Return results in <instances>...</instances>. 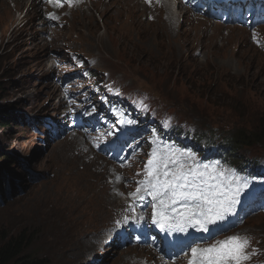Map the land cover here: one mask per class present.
<instances>
[{
	"label": "rangeland",
	"instance_id": "1",
	"mask_svg": "<svg viewBox=\"0 0 264 264\" xmlns=\"http://www.w3.org/2000/svg\"><path fill=\"white\" fill-rule=\"evenodd\" d=\"M115 1L99 0L95 3L96 9L88 5L83 10L73 11L70 25L57 31L51 42L50 37L42 33L44 27L38 0H23L26 7L18 13V5L7 0L8 7L17 13V19L8 20L0 27V117L4 115L9 119L6 126L0 122V241L4 244L23 236L27 240L23 244L24 254L40 264L86 262L85 255L95 249V240L110 218L109 205L113 203L102 180L100 187L106 190L108 203L98 214L92 215L90 208L81 206L73 207L71 215L69 209H62L61 201L50 197V190L45 188L48 185L57 188L60 184L59 173L49 168V161L54 146L62 145L67 139L52 138L45 127L31 128L24 124V119L37 112L40 121L43 116L50 115V109L57 103L60 94L57 77H63L68 71L55 66L52 52L60 53L59 58L67 61L65 50L68 47L84 51L86 58L93 56L98 70L109 71L129 90L142 91L138 103H147L150 112L155 111V103L160 110L203 131L219 124L216 131L225 133L228 116L235 118L245 130L259 129L260 125L263 128L264 52L250 42L247 30L237 29V34L231 31L228 36L230 29L225 25L215 24L221 26L220 30L215 25L197 23L190 30L187 17L181 20L180 26H173L164 15L162 19L166 24L162 21L153 24L157 22L150 20L134 0L130 7H121L119 0ZM30 5L32 11L28 10ZM107 7L115 9L114 12L105 14ZM177 15L174 19L180 21ZM2 21L0 19V23ZM199 25L204 30L199 29ZM155 28L161 36H156ZM169 38L174 41L170 42ZM217 73L229 74L232 78L219 80ZM145 93L150 94L154 102ZM130 97L127 93L118 101L126 108ZM73 139L66 145H74L72 153L78 155L77 148L83 147L80 139ZM93 142L97 158L88 162L89 158L82 155L79 171L88 168L92 171L95 162L105 156L99 151L100 145ZM5 155L8 163L1 161ZM260 156H264V146L257 145L237 150L235 162L239 164L246 157ZM38 191L43 200L33 205L39 213L32 217L28 209L22 211L21 208L25 200ZM246 227L264 237V213L250 216ZM133 255L130 249L110 250L94 264H134Z\"/></svg>",
	"mask_w": 264,
	"mask_h": 264
},
{
	"label": "snow or ice",
	"instance_id": "2",
	"mask_svg": "<svg viewBox=\"0 0 264 264\" xmlns=\"http://www.w3.org/2000/svg\"><path fill=\"white\" fill-rule=\"evenodd\" d=\"M185 159L194 161V154L173 150L158 154L154 149L145 178L139 184L154 201L152 219L161 230L184 233L193 228L210 233V226H218L234 213L250 181L242 180L234 170L226 174L218 167L219 162L200 166L194 162L187 164ZM142 188L137 187L130 195L143 201L145 197L139 195ZM129 219L136 217H125V222ZM116 223L119 225L120 221ZM249 243L248 237L235 234L207 247L188 245V264H242L251 258L246 251Z\"/></svg>",
	"mask_w": 264,
	"mask_h": 264
},
{
	"label": "bare ground",
	"instance_id": "3",
	"mask_svg": "<svg viewBox=\"0 0 264 264\" xmlns=\"http://www.w3.org/2000/svg\"><path fill=\"white\" fill-rule=\"evenodd\" d=\"M13 1L16 4L15 6L18 5L17 13H18L19 10H21L24 7H26V5L23 4V0H13ZM193 2H194V5H199V0H193ZM257 2H259V0H257ZM119 3L122 4L121 7H130L132 1L131 0L130 1H128V0H119ZM38 5H39V2H38ZM165 6H166V8H165L166 11H163L162 14L164 16H169L170 20H173L175 18L176 14L178 13V10L172 8L173 7L172 3H166ZM30 8H32V9L30 10ZM38 8L40 9V7H38ZM200 9H202V8H200ZM11 10L12 9H10L8 7L7 0H0V16H1L0 19L3 20L0 23V27L6 21L7 22L13 21V19H14V21H16L17 18L15 16H16L17 13H15L13 10L12 11ZM28 10L32 11L33 7L30 5ZM114 10L112 9V7H107L106 10H104V13L108 14L110 12H114ZM120 10H121V8H120ZM202 10H204V9H202ZM34 12H38V10H35ZM161 16L162 15L159 16V23L157 22V23H153V24H160V19H161L160 17ZM177 17L179 19L178 15H177ZM181 20H183V19L180 18V21ZM193 28H194V25L190 24V30H193ZM156 29H158V28H155L153 30L154 33L156 34V36H161L160 33H156V31H155ZM237 29L238 28H236V27L232 28L231 29L232 32L231 31L230 32L232 34H237V31H236ZM234 30L236 32H234ZM230 32H229L228 36L231 34ZM233 36H235V35H233ZM169 41L173 42L174 40L169 38ZM156 43H158V40L156 41ZM178 44H182V43L180 41H178ZM147 95L148 94L145 93V96H147ZM133 104L134 103H130L129 106H132ZM119 122H120V120L114 122V124L118 127L119 126ZM52 136H54V135H52ZM71 137H76V138H79V139L81 138V136L79 134L71 135ZM56 144H54V145H56ZM66 144H67V141H65V142L62 141V145L60 143H58L56 146H54L53 156L50 158V161H49V163L51 165V167L49 165V168L50 169L54 168L55 170L58 171L57 173H59L60 184H59V186L57 188H52L49 185L48 186L45 185L46 186L45 188L48 191L50 190V194H51L50 197H53V199L55 201H58V200L61 201L60 204H61V208L62 209L64 207H67L69 209V213L71 215L74 214L73 213V207H81V206H83V207L87 206L88 208H90L92 210V215L98 214V212L104 206V204H106L108 202V199H107V196H106V193H105L106 190L104 188H101L98 185L97 179L99 180L100 177L97 176L96 172L93 173L90 170V168L86 169L85 171H79L78 170V168H79L78 167V163L81 162L82 155L81 154L74 155L72 153L74 145L73 146L72 145L67 146ZM72 144H73V142H72ZM66 152L69 154L68 157L66 156ZM36 184H38V183H36ZM59 188H60V190H58ZM39 191L37 193H35L33 196L31 195L30 197H28V199L25 200L26 202H25L24 206L21 208L22 211L23 210L25 211L26 209H28V212H29L30 216H32V217H37L38 213H39V210H36L33 207V205L35 203L41 204V201L43 200L42 198H40V195L38 194ZM20 198H22V197H20ZM75 198H77V199L75 200ZM101 212H103V211L101 210ZM80 213H82V212H80ZM83 214H85V213H83ZM132 232H134V231H132ZM69 245H71V244H69ZM76 256H77V254H76Z\"/></svg>",
	"mask_w": 264,
	"mask_h": 264
},
{
	"label": "trees",
	"instance_id": "4",
	"mask_svg": "<svg viewBox=\"0 0 264 264\" xmlns=\"http://www.w3.org/2000/svg\"><path fill=\"white\" fill-rule=\"evenodd\" d=\"M219 80H225L228 79L225 77L219 76ZM216 79V81H219ZM211 88V86H207ZM2 89L1 83H0V90ZM199 95V92H196ZM231 112V111H230ZM234 114V112H231ZM0 122L2 125H8L9 119L2 115L0 117ZM227 123L229 124V130H227L228 133L225 135L226 139V146L228 148H244V147H252L257 145L264 146V124L263 128L260 125L259 129L257 127H253L250 130H245L242 126L239 125V123L235 120V118H232L228 116L226 119ZM252 125V123H250ZM262 132V133H261ZM236 148V149H237ZM235 150V149H234ZM238 150V149H237ZM2 162L8 163V157L7 155L3 156L1 159ZM6 169V168H5ZM27 240L23 238V236H20V238L13 239L9 242H6L4 244H1L0 241V264H40L35 259H30L24 254V243Z\"/></svg>",
	"mask_w": 264,
	"mask_h": 264
}]
</instances>
